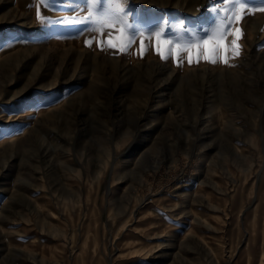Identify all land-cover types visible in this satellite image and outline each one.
I'll use <instances>...</instances> for the list:
<instances>
[{
  "label": "rangeland",
  "instance_id": "rangeland-1",
  "mask_svg": "<svg viewBox=\"0 0 264 264\" xmlns=\"http://www.w3.org/2000/svg\"><path fill=\"white\" fill-rule=\"evenodd\" d=\"M83 2L0 0V137L13 134L0 138V264H264V11L233 25L243 36L213 64L195 35L220 0H127L144 32L127 53L107 43L119 23L98 35L37 19H75ZM159 25L182 60L156 53Z\"/></svg>",
  "mask_w": 264,
  "mask_h": 264
},
{
  "label": "snow or ice",
  "instance_id": "snow-or-ice-1",
  "mask_svg": "<svg viewBox=\"0 0 264 264\" xmlns=\"http://www.w3.org/2000/svg\"><path fill=\"white\" fill-rule=\"evenodd\" d=\"M38 3L43 5L45 9H51L53 7V0H38ZM127 0H86V7L84 11L88 13L86 17H77L75 19H52L48 16L41 15V9H37V19L42 23L49 25L62 24L64 26H72L76 24H86L90 25L86 31L97 33L98 35H104L105 28L114 27L116 23L121 24L123 27L119 30V35L113 40L112 32L106 34V39L109 48L114 50H119L120 52H129L132 45L136 42L138 36H143L144 32L135 29L133 25L128 23V17L131 15L130 12L125 10L124 5ZM217 15L215 17V22L211 28L204 29V36L199 34L195 35V40L199 41L200 45H204L207 42L206 55L204 58L209 62L215 64L218 53L221 46L225 47L227 50L228 45L224 42L229 34H233V25L248 15V13L254 11H264V0H259L258 3L253 2V0H220L219 3L214 4L212 9ZM167 24V21H165ZM182 27V25L172 26L173 31L177 28ZM163 34L166 43L163 48L161 47V41L158 34ZM150 37L155 36V51L161 57V59H170L175 56H179L180 49L176 48L173 52V46L167 43L171 38L168 37L167 31L164 25H159L155 29L148 32ZM243 36V31L237 29L233 34V39L230 41L231 45H236L237 40ZM95 39V37H92ZM100 43H103L101 41ZM86 46H90V41H85ZM99 46V44H98ZM146 47V41L140 40V50L141 55ZM193 47V41H188L184 46V51L188 48ZM103 50V49H102ZM239 55V51L235 52ZM182 60L184 57L179 56ZM197 62L201 58V49L197 46L196 49ZM191 59L189 63L191 64ZM225 63H227V57H225Z\"/></svg>",
  "mask_w": 264,
  "mask_h": 264
},
{
  "label": "bare ground",
  "instance_id": "bare-ground-1",
  "mask_svg": "<svg viewBox=\"0 0 264 264\" xmlns=\"http://www.w3.org/2000/svg\"><path fill=\"white\" fill-rule=\"evenodd\" d=\"M86 7V4L83 2L82 4H81V9H80V14H79V17H83V12H84V8ZM69 13V9L68 8H63V9H61L60 11H58L57 13H55V16H64L65 18H68V14ZM156 14H158V13H155L154 15H156ZM31 24V23H30ZM63 92V91H62ZM70 92V91H69ZM67 94H65V93H63V95L60 97V99H63L65 96H66ZM75 97V96H74ZM39 99H38V102L40 101V100H42L43 98H41V97H38ZM60 103V102H59ZM59 103H55V102H50V103H48V105L46 106V109H45V111L47 110V111H49V113H48V115H53L54 114V111L52 110L53 109V107H55L56 106V104H59ZM210 103V102H209ZM37 104H39V103H37ZM42 106H41V104L40 105H38V106H36V107H33V106H30V107H28L27 109H26V117H29L31 114H32V112L34 111V110H36L35 108H38L37 109V111L39 112V110H40V108H41ZM212 109H213V103H210L209 104V111H211L212 112ZM38 121V120H37ZM205 122V121H204ZM156 124V123H155ZM152 125H154V123H152ZM13 134H7V133H5V134H3L0 138L2 139V140H4L5 138H7V137H11ZM45 136V135H44ZM151 134L149 133V134H147V136H145L144 137V139H143V143H147L148 141H150L151 140ZM1 142V141H0ZM137 152V150L135 151V152H133V153H136ZM138 156V154H134L133 155V158H135V157H137ZM129 161V160H128ZM204 162H205V158H203L202 156L200 157V159H199V167L197 168V171H200V169L204 166ZM39 169V168H38ZM119 169V168H118ZM207 171V170H206ZM199 173V172H198ZM144 178H143V173H141V175H140V180H143ZM201 177L197 174V177L192 181V183L190 184V186H188L187 188H185V189H183L181 192H180V194H181V196L183 197V199L185 200V203L183 202V205L185 206V204H186V201L188 200V198H189V196L191 195V193L192 192H194V190L195 189H197V187H199V185H200V183H201ZM107 193V192H106ZM111 200V199H110ZM179 203H181V202H179ZM56 205V204H55ZM58 209V208H57ZM186 209V208H185ZM161 243H163V242H161ZM158 248H159V246H158ZM161 248V247H160ZM3 262V261H2ZM164 264H165V262H164Z\"/></svg>",
  "mask_w": 264,
  "mask_h": 264
}]
</instances>
